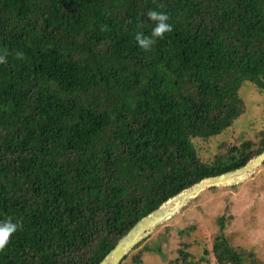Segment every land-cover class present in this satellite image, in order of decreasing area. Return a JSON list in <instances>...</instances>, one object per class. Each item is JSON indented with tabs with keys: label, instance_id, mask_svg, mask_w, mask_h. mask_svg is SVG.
I'll return each mask as SVG.
<instances>
[{
	"label": "trees",
	"instance_id": "obj_1",
	"mask_svg": "<svg viewBox=\"0 0 264 264\" xmlns=\"http://www.w3.org/2000/svg\"><path fill=\"white\" fill-rule=\"evenodd\" d=\"M153 9L173 31L145 53L135 33H151ZM5 50L0 220L23 228L0 264H98L169 197L264 151V134L213 161L196 143L240 116L246 81L264 93V0H0ZM230 217L218 218L215 264L244 261ZM129 254L119 264L143 263Z\"/></svg>",
	"mask_w": 264,
	"mask_h": 264
},
{
	"label": "rangeland",
	"instance_id": "obj_2",
	"mask_svg": "<svg viewBox=\"0 0 264 264\" xmlns=\"http://www.w3.org/2000/svg\"><path fill=\"white\" fill-rule=\"evenodd\" d=\"M240 96L244 110L229 128L208 140L196 139L202 159L213 161L246 143L252 149L259 148L264 134V93L246 81ZM224 214L231 216L226 236L243 251V264H264V162L238 184L212 186L193 197L139 242L128 253V259L140 251L142 264H185L179 252L184 249L190 253L187 261L215 264L211 257L212 243L219 231L218 218ZM181 229H186L188 235L180 233Z\"/></svg>",
	"mask_w": 264,
	"mask_h": 264
},
{
	"label": "water",
	"instance_id": "obj_3",
	"mask_svg": "<svg viewBox=\"0 0 264 264\" xmlns=\"http://www.w3.org/2000/svg\"><path fill=\"white\" fill-rule=\"evenodd\" d=\"M263 162L264 151L236 169L205 177L169 197L158 208L138 220L98 264H119L139 242L147 238L157 226L176 215L193 197L212 186L238 184L250 176ZM177 201H179L178 204Z\"/></svg>",
	"mask_w": 264,
	"mask_h": 264
},
{
	"label": "clouds",
	"instance_id": "obj_4",
	"mask_svg": "<svg viewBox=\"0 0 264 264\" xmlns=\"http://www.w3.org/2000/svg\"><path fill=\"white\" fill-rule=\"evenodd\" d=\"M158 8H163L164 5L161 3L157 6ZM148 20L154 24L150 34H146L143 31V23L138 24V30L135 33V40L138 47L145 53L151 52L154 45L158 40L165 38V35L173 31V26L168 23L170 17L166 12L158 11L156 9L149 10L147 12ZM102 31H108L107 25L101 26ZM7 50L0 52V64L8 63ZM16 58L23 60L24 53L21 51L16 52ZM23 225L19 220H13L12 217H7L6 219L0 220V253H4L10 243L12 242L13 236L20 230H22Z\"/></svg>",
	"mask_w": 264,
	"mask_h": 264
},
{
	"label": "bare ground",
	"instance_id": "obj_5",
	"mask_svg": "<svg viewBox=\"0 0 264 264\" xmlns=\"http://www.w3.org/2000/svg\"><path fill=\"white\" fill-rule=\"evenodd\" d=\"M179 198H180V197H179ZM178 203H179V201H177V204H178ZM177 204H176V205H177Z\"/></svg>",
	"mask_w": 264,
	"mask_h": 264
}]
</instances>
